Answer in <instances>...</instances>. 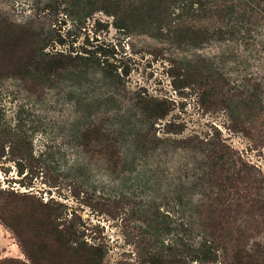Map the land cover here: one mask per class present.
Here are the masks:
<instances>
[{
  "label": "rangeland",
  "instance_id": "rangeland-1",
  "mask_svg": "<svg viewBox=\"0 0 264 264\" xmlns=\"http://www.w3.org/2000/svg\"><path fill=\"white\" fill-rule=\"evenodd\" d=\"M62 7L0 0V18L45 35L47 52L83 57L36 88L0 74V126L31 141L26 160L7 148L0 160V260L28 261L24 239L36 252L70 254L60 264H79L89 246L101 264H233V248L213 247L201 224L205 149L223 144L237 196L248 187L264 199V24L246 42L211 36L194 46L102 11L74 28ZM165 211L172 232L150 247L148 219ZM248 211L236 225L258 230L240 245L264 264V218Z\"/></svg>",
  "mask_w": 264,
  "mask_h": 264
},
{
  "label": "trees",
  "instance_id": "trees-1",
  "mask_svg": "<svg viewBox=\"0 0 264 264\" xmlns=\"http://www.w3.org/2000/svg\"><path fill=\"white\" fill-rule=\"evenodd\" d=\"M59 1L63 5L66 17L74 22V28L81 27L95 12L102 11L119 20L123 27L149 26L160 34L165 31L179 43L187 42L194 46L207 41L211 36L235 37L246 42L253 37L252 33L264 24V0ZM70 34L68 30L67 35ZM45 42V35L29 28L27 24L0 18V74L19 76L26 83H31L29 88H36L34 85L40 87L66 65L77 63L83 58L81 54L72 50L64 52L56 49L51 53L47 52ZM57 42L65 43L61 37ZM142 106L149 111L158 112L159 117L166 114L164 109L156 111L159 108L157 102L146 101ZM6 148L13 158L12 161H23L31 154V141L21 128L0 126V160L6 156ZM205 156L210 186L205 199L201 202L199 212L201 224L210 235L211 240L208 242L213 247L233 248L231 254L233 264H251L252 253L245 245H240V238L243 232L245 237L249 238L252 235L250 232L258 230V227L252 226L249 229L247 227L244 230L236 223L242 212L245 216L250 213L248 209L256 210V213L264 218V199L253 195L248 187L242 189L240 197L237 196L239 191L232 176L233 162L223 144H209L205 149ZM239 200L243 203L239 204ZM245 206L248 207L245 209ZM152 217L155 221L156 216L152 214ZM167 218L168 212L165 211L157 223L148 219L147 230L156 234L153 237L151 234V238L146 239L148 246H155L157 238H162L160 235L171 234ZM57 238L58 242H61V239ZM19 242L28 261L4 259L0 260V264L69 262L70 254H66L67 252L47 255L33 251L24 239H20ZM158 246L160 248L164 246L163 239ZM79 259V264H101V256L92 246L86 247L79 255Z\"/></svg>",
  "mask_w": 264,
  "mask_h": 264
}]
</instances>
